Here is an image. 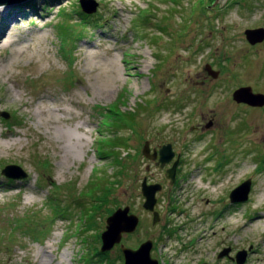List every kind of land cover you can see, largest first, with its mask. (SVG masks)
I'll return each instance as SVG.
<instances>
[{"label": "rangeland", "instance_id": "1", "mask_svg": "<svg viewBox=\"0 0 264 264\" xmlns=\"http://www.w3.org/2000/svg\"><path fill=\"white\" fill-rule=\"evenodd\" d=\"M95 1L90 17L77 12L81 0L0 13V264H124L120 244L150 239L163 264H238L243 250V264H264V106H240L232 92L244 83L264 92V46L226 52L244 45L230 21L241 13L231 6L223 20L216 0ZM213 62L224 72L216 100L200 84ZM106 134L113 147L101 156ZM173 141L192 151L188 170L212 143L224 158L213 175L209 163L189 175L193 193H175L184 213L167 215L165 231L143 206L147 164L159 171L143 150ZM15 165L28 176L6 171ZM249 178L248 201L233 203ZM126 206L137 229L102 252L107 219Z\"/></svg>", "mask_w": 264, "mask_h": 264}, {"label": "flooded vegetation", "instance_id": "2", "mask_svg": "<svg viewBox=\"0 0 264 264\" xmlns=\"http://www.w3.org/2000/svg\"><path fill=\"white\" fill-rule=\"evenodd\" d=\"M263 1L264 0H216L215 5L210 7L213 9L214 8L218 9V11L221 12L220 14H222L221 18L223 20L226 19L225 16L228 14V10L231 8V6L236 7L237 12L241 13L237 17V19H231L230 21L235 26H241V28L239 29V32H240L239 36H241L239 41L240 40L243 41L244 45L243 47H239V48L238 47L235 48L234 46L229 47V48H232L233 50L226 48L225 49L226 52L231 51V53L235 54L236 52L238 53L241 51L243 54H246L247 52H250L251 50V51H256V52L261 53L263 46H264V37L256 42H252L249 38L248 33H249V30H255V29L264 30V22L258 23V24L254 23L255 21H257V19L256 20L253 19L254 15H253V10H252V9L257 8V6L260 5L261 3L263 4ZM263 16H264V13L261 14V18ZM261 18H258V19H261ZM224 30L225 31H223L222 33L223 35L222 39L226 38V35L224 32H226L227 29H224ZM216 64L217 63L213 62L209 68L207 66L204 68L205 70L204 79L200 81V84L202 86L209 84V87H207V89L209 90L208 93L211 97L213 98L215 97V100L217 99L216 98L217 96L215 94L219 93L218 89L222 87L221 79L224 77L223 69L217 66H214ZM208 79L212 81L207 82ZM246 86H251L253 88V91L257 93L261 92V91H257L253 84L244 83V84H241L233 88L232 90L233 94H234V91H236L237 89L241 87H246ZM236 104H239L240 106H243L245 108H250V109L257 108V106H253L246 102H236ZM212 127L213 126L211 125L210 128ZM167 144H172V150H171L172 156H171L170 161L166 163L165 165H163L161 161V149L164 145H167ZM167 144H163L161 146H151L150 155L153 156V159L148 158V157L147 159L159 171L153 172L152 166L150 164H147V174L143 177V180H146L148 184H159L162 186L161 190H159L156 193L157 202L155 206V209L159 212L160 219L158 223H155V224L152 223V224L154 227L161 226L162 228H164V226L166 225V227L164 228L165 231H166L167 226H170L169 222L173 221V219L169 218L167 215H169L170 213H173L174 211H177L176 213L177 215H181L182 213H184V208H182L184 205H181L180 203H177V204L174 203L175 198L177 197L175 193L179 191L180 196L182 195L185 196L187 200H188V196L191 193H193V192H190V190L192 189L188 187V185H190L189 183H191L189 175L192 176L193 173L197 172V170H199L198 173L199 172L204 173V171H206L205 169H207L206 164L208 163L210 164V166L208 167L209 172H211L210 175H213L215 172L221 169V166L223 164L222 159L224 158V156L220 154L221 153L220 149H218L217 146L214 143H212L210 145L204 146L205 151L212 150L209 156L203 159L205 162H203V160L202 162H199V163L197 162L196 164L197 166H195V169L188 170L187 169L188 165L192 163L189 161V157H188L190 152H192L188 148L189 146L187 145L183 147V148H187L186 150V149H180L179 146L174 141L168 142ZM226 160H227L226 161L227 163L231 161L230 158H226ZM172 169H174L173 172H172ZM172 173H173V177H172ZM141 189H142V185H141ZM199 193L200 192L198 191L194 195L197 196L199 195ZM143 198L145 199L144 196ZM183 203L186 204L185 202ZM163 210H166V213H164ZM152 215L154 216L153 213ZM153 241H154V245L152 248V254H153V257H155L154 251H155L156 244L159 240L157 241L156 239H153ZM142 243L143 242L138 243L132 248L137 249Z\"/></svg>", "mask_w": 264, "mask_h": 264}, {"label": "water", "instance_id": "3", "mask_svg": "<svg viewBox=\"0 0 264 264\" xmlns=\"http://www.w3.org/2000/svg\"><path fill=\"white\" fill-rule=\"evenodd\" d=\"M27 0H0V7H10L23 3ZM82 9L90 14L94 13L98 8V2L95 0H81ZM249 38L252 42H256L264 37L263 29L249 30ZM210 66H208L209 68ZM234 98L237 102H246L253 106H264V93H256L251 86L241 87L234 91ZM4 116H8L5 113ZM172 144L164 145L161 149V161L163 165L168 163L172 156ZM151 147L149 142L146 143L144 154L148 158H152L150 155ZM14 168H18L22 171L23 177H27L28 174L20 166H8L6 171H11ZM175 169V168H174ZM172 169V172L173 170ZM5 173V172H3ZM171 173V172H170ZM170 175V174H169ZM168 175V176H169ZM173 177V173H172ZM252 180L249 178L239 186H237L231 193L232 202H245L248 201L249 191L252 186ZM162 186L159 184H148L146 180L142 183V193L145 197L143 204L144 208L154 212L153 222L157 223L160 219L159 212L155 210L157 202L156 193L161 190ZM139 217L135 213H131L130 206L119 207L109 218L107 219V227L102 235L103 246L102 251L106 252L112 249L116 244L122 240L123 233H133L138 226ZM153 240H147L143 242L138 249L130 248L122 244V250L124 253L125 264H159L158 259L152 257ZM230 248H226L220 256L227 255ZM246 250L240 251L237 254L238 264H243L246 261ZM207 264V263H205Z\"/></svg>", "mask_w": 264, "mask_h": 264}, {"label": "trees", "instance_id": "4", "mask_svg": "<svg viewBox=\"0 0 264 264\" xmlns=\"http://www.w3.org/2000/svg\"><path fill=\"white\" fill-rule=\"evenodd\" d=\"M77 12H79L81 15H85V17H90L88 14H85L84 12V10L82 9V6H81V4H79V7H78V9H77ZM94 17V16H93ZM123 95L121 94V96H120V98L119 99H121V97H122ZM117 103L118 102H114L113 103V105L114 106H117ZM109 108H107L109 111H113V108H111L110 106H108ZM115 124H116V126H115ZM120 125H119V122H117V121H115L114 123H110V128L112 129V128H115V130H116V127H118V128H120L119 127ZM114 129H113V131L112 132H114L115 131ZM110 135L111 134H106V135H103V137H99V139L101 138H103L104 140H103V143H101V144H98V146H97V148H98V150H100L101 152H103V153H100L101 154V156L102 155H104V156H106L108 153L106 152V148H108L109 150H110V147H113V145H111L112 144V142L111 143H105V140H107V139H109V138H111L110 137ZM119 139H121V136L120 135H118L117 136V138H116V141H118V143H119V145H122L123 143H121V142H119ZM115 141V142H116ZM114 143V142H113ZM122 147H124V146H122ZM103 148L105 149V151L103 150ZM116 150V149H115ZM110 154V153H109ZM110 156V155H109ZM54 194V192H52V195ZM102 198L100 197V199L99 200H101ZM96 201V200H95ZM98 201V200H97ZM60 203V202H59ZM58 215H61V213H59ZM92 215V214H91Z\"/></svg>", "mask_w": 264, "mask_h": 264}, {"label": "bare ground", "instance_id": "5", "mask_svg": "<svg viewBox=\"0 0 264 264\" xmlns=\"http://www.w3.org/2000/svg\"><path fill=\"white\" fill-rule=\"evenodd\" d=\"M5 9L6 8H4V7H0V13L5 12Z\"/></svg>", "mask_w": 264, "mask_h": 264}]
</instances>
